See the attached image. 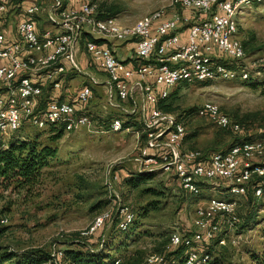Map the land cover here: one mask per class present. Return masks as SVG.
Here are the masks:
<instances>
[{"label":"built area","instance_id":"obj_1","mask_svg":"<svg viewBox=\"0 0 264 264\" xmlns=\"http://www.w3.org/2000/svg\"><path fill=\"white\" fill-rule=\"evenodd\" d=\"M263 3L170 0L167 7L125 24L116 16L100 17L94 0H0V149L24 124L39 129L62 127L65 133L90 127L91 120L82 110L94 98L91 85L84 84L70 99H59L65 96L60 90L68 75L80 73L79 64H86L103 78L83 74L93 86H105L107 103L119 114L107 130L128 129L122 116L139 122L136 134L143 136L144 144L133 158L137 171L171 173L189 194L197 195L216 181L228 193L229 198L212 197L199 206L196 230L188 236L172 233L166 245L170 251L181 244L188 247L183 264H207L210 255L199 245H208L216 237L219 218L236 224L232 198L244 197L248 187L257 198L263 194L264 134L253 141L239 137L222 152L205 155L185 150L183 122L158 104L181 83L247 80L242 65L245 52L237 37L239 20ZM41 21L46 27H41ZM116 46L125 47L130 55L122 59ZM78 52L83 56L79 63ZM201 112L218 128L242 133L240 125L213 102H204ZM133 220V212L115 194L109 209L96 215L79 236H100L101 245L106 224L116 221L118 229L127 230ZM5 221L1 218L0 225ZM218 244L224 245L225 240L219 239ZM50 256L56 264L63 251L53 248ZM146 263L166 264V260L162 254H151ZM113 264H120V259Z\"/></svg>","mask_w":264,"mask_h":264},{"label":"rangeland","instance_id":"obj_2","mask_svg":"<svg viewBox=\"0 0 264 264\" xmlns=\"http://www.w3.org/2000/svg\"><path fill=\"white\" fill-rule=\"evenodd\" d=\"M95 1L115 5L118 11L114 16L122 23L130 24L149 12L167 7L170 0ZM41 23L42 28L46 27ZM237 37L247 43L242 62L248 72L246 81L217 78L200 83H181L170 90V94L178 91V107L173 114L176 117L182 114L179 120L187 132L183 142L185 150L210 153L229 147L236 138L253 141L264 132V3L253 6L240 18ZM115 48L120 50L122 59L130 55L125 47ZM76 60L82 62L81 52L77 53ZM79 66L81 72H71L60 93L70 99L81 86L91 85L94 98L82 111L92 125L64 132L55 142L51 136L59 132L57 127L39 129L24 124L17 132V137L36 140L40 145L56 146L57 153L52 166L43 169L34 188L5 193V199L0 202V219L6 220L0 227L3 229L0 249L41 247L48 252L53 248L67 250L77 233L85 229L96 215L109 209L116 194L121 204L130 207L135 219L133 227L121 233L109 231L112 225L106 224L104 233L109 231V251L106 252L112 257L120 256L124 263L147 264L149 255L164 254L163 247L170 234L188 236L196 230L194 219L199 206H205L209 198H229V195L219 181L208 185L201 195H189L168 172L155 173L137 189L128 186L123 178L135 170L133 158L139 146L144 144V139L141 141V136L136 134L140 131L139 122L122 116V120L129 124L128 129L116 133L107 130L111 119L119 114L107 103L105 86H93L83 73L92 74L99 80L103 76L86 64ZM207 101L238 122L242 133L221 130L211 123L201 112ZM144 188L150 191L141 192ZM232 199L236 201L235 214L239 222L231 226L224 217L219 218L220 231L216 237L208 245L199 246L209 251L217 264H264V196L256 199L253 207L248 206L242 197ZM248 213L255 215L249 223L244 222ZM219 239H224L225 244L219 245ZM88 242L96 243L97 238H90ZM172 263L166 261V264Z\"/></svg>","mask_w":264,"mask_h":264},{"label":"trees","instance_id":"obj_3","mask_svg":"<svg viewBox=\"0 0 264 264\" xmlns=\"http://www.w3.org/2000/svg\"><path fill=\"white\" fill-rule=\"evenodd\" d=\"M117 11L118 8L115 5L114 6L107 5L106 3L98 4V13L100 17L114 16V14H116ZM241 42L245 52L247 48V43L244 41ZM183 84L185 85L188 83H183ZM177 94H178L177 90L173 91L168 96V98H166L164 101H161L158 104V108L164 112L174 113L178 107ZM59 99L62 100L64 99V97L61 96ZM181 117L182 114L177 116L178 119H181ZM128 127H129L128 122H124V128H128ZM221 130L230 131L229 129H221ZM63 135L64 132L61 127L59 128V132H57V134L51 136V139H53V141L55 142L58 141ZM143 139L144 138L142 136L141 140ZM242 139L244 141H247V138L245 137ZM240 140L241 138H236L235 140L231 141L229 147L235 142H238ZM229 147L222 150H214L211 152H217V151L222 152L227 150ZM56 153H57L56 146L40 145L36 140L25 139L17 136L11 138L7 143V147L0 149V202L5 199L6 197L5 193H7L8 191L14 192L21 188H27L29 190L34 188L37 185L39 178L42 176L43 169L47 166H52V159L55 158ZM203 154L207 155L209 153H203ZM155 173L156 172H139L135 169L129 172L123 178V180L131 188L137 189L140 185L146 183L148 180H151L152 177L155 175ZM140 191L149 192L150 189L144 188ZM202 192H200L197 195L189 194V193L188 194L192 196H198L201 195ZM262 196H264V191ZM242 198L245 199L247 205L251 207L256 205L255 204L256 199H258L257 197L254 196L251 187H248L245 196ZM154 207L156 208V206ZM254 217L255 215L248 213V216L244 217L245 220L244 222L249 223ZM134 219H135V215H134ZM115 222L112 223L111 229L109 230V231H113V233L114 232L121 233L128 231L130 227H133L132 225L134 224V220H133L132 224L129 226L127 230H120L117 228ZM238 222L239 219L236 223ZM2 230L3 229L0 228V233L2 232ZM109 231L105 233L104 241L103 243H101V245H100V240H101L100 236L99 237L94 236L97 238V242L90 243L88 242V239H90V237L81 238L79 236V233L77 234L75 233L77 238H75L73 241L70 242V248H68L67 250H62L63 256L59 261H56V264H113V262L117 258L120 259V264H137L135 261L124 263L120 256L112 257L111 255L108 254V252H106L109 251V249H107L109 246L108 245ZM168 242L163 247V252H164L163 255L165 257V260L172 261L173 262L172 264H183L188 247L181 244L177 246L175 249L170 251V250H166V245L168 244ZM206 249H208V247ZM206 252L210 255V260L208 261L207 264H217V262L213 260L210 252L207 250ZM0 264H53V262L50 256V252L46 251L44 248L41 247H31L23 250H15L10 248L0 249Z\"/></svg>","mask_w":264,"mask_h":264},{"label":"crops","instance_id":"obj_4","mask_svg":"<svg viewBox=\"0 0 264 264\" xmlns=\"http://www.w3.org/2000/svg\"><path fill=\"white\" fill-rule=\"evenodd\" d=\"M61 138H62V137H61ZM61 138H60V139H61ZM135 169H136V165H135ZM225 192H226V191H225ZM226 193H227V192H226Z\"/></svg>","mask_w":264,"mask_h":264}]
</instances>
